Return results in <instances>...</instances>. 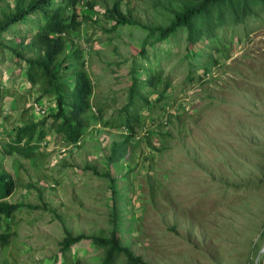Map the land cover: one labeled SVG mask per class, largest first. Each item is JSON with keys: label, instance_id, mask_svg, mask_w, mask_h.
<instances>
[{"label": "rangeland", "instance_id": "374dc122", "mask_svg": "<svg viewBox=\"0 0 264 264\" xmlns=\"http://www.w3.org/2000/svg\"><path fill=\"white\" fill-rule=\"evenodd\" d=\"M16 2L0 0V16L12 12ZM114 5L130 13L133 24L111 33L113 23L103 14ZM175 5L174 0H98L92 11L85 2L78 6L83 23L72 39L83 50L93 102L104 106V122L117 119L127 104L125 89L140 61V45L149 28L170 24ZM217 40L227 45L226 52L205 74L200 64L210 60L200 58L193 81L178 65L184 41L169 50L170 59L159 60L170 87L158 86L150 99L160 98L154 108L139 111L140 126L130 140L132 161L112 167L106 156L127 132L105 127L91 114L79 147L64 146L51 134L37 160L8 156L5 144L22 125V112L27 109L26 120L42 122L55 107L52 99L39 98L41 90L29 91L18 72L11 77L12 62L0 65L5 86L16 79L26 94L19 101L5 100L7 119L0 123V160L16 183L8 203L20 206L11 222L2 223V232L12 238L0 249V264H64L63 230L73 237H107L114 214L121 245L144 264H256L260 259L264 264V253L259 254L264 249V14L220 31ZM166 48L147 49L152 67L154 54ZM107 171L114 182L104 177ZM102 257L95 245L71 249L70 258L80 264H99ZM116 264H125L123 256Z\"/></svg>", "mask_w": 264, "mask_h": 264}, {"label": "trees", "instance_id": "16d2710c", "mask_svg": "<svg viewBox=\"0 0 264 264\" xmlns=\"http://www.w3.org/2000/svg\"><path fill=\"white\" fill-rule=\"evenodd\" d=\"M173 18L166 27L149 28L147 38L140 45V61L131 69L130 85L127 92V104L119 112L114 121H103L104 106L94 105V82L85 68L83 50L77 47L72 34L80 27L78 6L85 2L89 11L95 9L98 0H17L12 12H2L0 16V65L12 62L13 75L18 72L27 82L31 92H39V98H49L54 101V113L49 114L42 122L25 119L27 109L20 115L22 125L6 144L7 153L27 160L43 156L39 152L40 142L54 134L56 140L64 146L76 144L83 137L89 125V115L102 122L105 127L122 128L127 133L119 142H113L106 164L112 167L114 163L125 162L134 157L131 139L135 129L140 126L139 111L154 108L159 100L150 99L157 92L158 86L166 91L170 87V75L164 74L160 61L168 60L173 55L169 50L186 43L185 55L178 65L187 69L188 79L193 81L200 58L210 60V64H200L204 74L207 67L218 65L220 55L227 50V45L218 41L220 31L233 29L257 19L264 14V0H174ZM88 11V10H86ZM104 19L112 22L111 33L119 28L132 25V15L122 14L115 5L104 14ZM25 26L29 29L26 31ZM219 31V32H218ZM107 32V31H105ZM108 33V32H107ZM232 36V35H231ZM231 36H229L231 38ZM18 39V42L15 40ZM15 43V44H14ZM167 46L160 56L154 54L155 66L148 56L147 49H161ZM156 55V56H155ZM160 60V61H159ZM10 79L11 86L6 87L0 80V121L7 119L3 114L5 100L12 98L19 101L25 93L18 90L16 79ZM28 91V92H29ZM131 109L134 112L131 113ZM92 112L94 115H92ZM137 146V145H135ZM132 147V150H129ZM129 152V155L127 153ZM94 175H98L92 168ZM113 176V175H112ZM109 171L104 175L110 182L115 180ZM16 183L13 176L4 170L0 161V249L11 243L12 236L2 232L3 225L11 222L17 206L9 204L6 199L15 191ZM112 196L117 197V190L112 187ZM118 217L114 214L112 229L107 237L77 235L73 237L64 229V237L59 242V254L64 264H80L73 261L71 249L80 243L95 245L103 252L99 264H116L120 256L125 264H144L141 258L134 257L131 250L120 243ZM257 264H262L261 259Z\"/></svg>", "mask_w": 264, "mask_h": 264}, {"label": "clouds", "instance_id": "9594fccd", "mask_svg": "<svg viewBox=\"0 0 264 264\" xmlns=\"http://www.w3.org/2000/svg\"><path fill=\"white\" fill-rule=\"evenodd\" d=\"M132 18H133V17H132ZM1 121H2V120H1ZM1 121H0V123H1ZM89 122H90V121H89ZM19 126H20V124H19ZM12 136H13V135H12ZM12 136H11V137H12ZM11 137H10V140H11ZM45 139H47V138H45ZM81 139H83V137L80 138V140H79L76 144H72V145H68V146H71V147H73V146H74V147H79V146H80V141H81ZM10 140H9V142H10ZM9 142H7V143H9ZM58 142H59V141H58ZM7 143H6V144H7ZM59 143H61V142H59ZM6 144H5V150H4V152H5L8 156H10V155L7 153V151H6ZM62 144H63V143H62ZM68 146H67V147H68ZM40 147H48L47 140H46V141L44 140V141L40 142ZM15 155H17V154L12 155V157L15 156ZM17 156H18V155H17ZM10 157H11V156H10ZM18 157H20V156H18ZM37 157H39V156H37ZM21 158H22V157H21ZM23 159H25V158H23ZM37 159H38V158H36V160H37ZM25 160H27V159H25ZM0 161H1V160H0ZM1 163H2V161H1ZM2 165H3V163H2ZM3 167H4V165H3ZM4 170L7 171V170L5 169V167H4ZM7 172H8V171H7ZM8 173H10V172H8ZM10 174H11V173H10ZM11 175H12V174H11ZM12 176H13V175H12ZM13 178H14V176H13ZM14 180H15V179H14ZM15 189H16V188H15ZM13 193H14V192H13ZM13 193H12V195H13ZM12 195H11V196H12ZM11 196H10V197H11ZM10 197H9V198H10ZM9 198L6 199L7 202H8V199H9ZM19 208H20V206H17V210H18ZM17 210H16V211H17ZM14 214H15V213H14ZM13 219H14V218H13Z\"/></svg>", "mask_w": 264, "mask_h": 264}, {"label": "water", "instance_id": "95a60500", "mask_svg": "<svg viewBox=\"0 0 264 264\" xmlns=\"http://www.w3.org/2000/svg\"><path fill=\"white\" fill-rule=\"evenodd\" d=\"M261 253H264V249H262L260 252H259V254H261ZM258 263V261L256 262V264Z\"/></svg>", "mask_w": 264, "mask_h": 264}]
</instances>
